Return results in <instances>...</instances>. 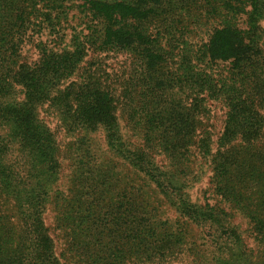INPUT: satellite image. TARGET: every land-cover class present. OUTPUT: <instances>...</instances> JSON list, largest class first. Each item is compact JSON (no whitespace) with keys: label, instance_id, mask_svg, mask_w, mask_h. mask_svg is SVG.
Returning <instances> with one entry per match:
<instances>
[{"label":"trees","instance_id":"1","mask_svg":"<svg viewBox=\"0 0 264 264\" xmlns=\"http://www.w3.org/2000/svg\"><path fill=\"white\" fill-rule=\"evenodd\" d=\"M0 264H264V0H0Z\"/></svg>","mask_w":264,"mask_h":264}]
</instances>
